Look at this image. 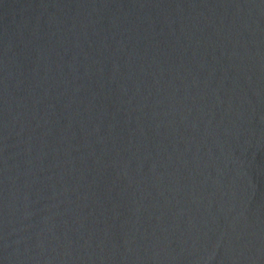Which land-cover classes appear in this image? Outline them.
I'll return each mask as SVG.
<instances>
[{"label": "water", "instance_id": "water-1", "mask_svg": "<svg viewBox=\"0 0 264 264\" xmlns=\"http://www.w3.org/2000/svg\"><path fill=\"white\" fill-rule=\"evenodd\" d=\"M0 264H264V0H0Z\"/></svg>", "mask_w": 264, "mask_h": 264}]
</instances>
